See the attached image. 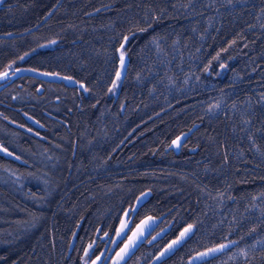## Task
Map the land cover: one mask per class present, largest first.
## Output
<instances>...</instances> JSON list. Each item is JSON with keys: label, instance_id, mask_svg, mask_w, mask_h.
Listing matches in <instances>:
<instances>
[{"label": "trees", "instance_id": "trees-1", "mask_svg": "<svg viewBox=\"0 0 264 264\" xmlns=\"http://www.w3.org/2000/svg\"><path fill=\"white\" fill-rule=\"evenodd\" d=\"M0 33L84 83L0 88V264H82L138 199L165 230L124 264L189 225L156 264H264V0H1Z\"/></svg>", "mask_w": 264, "mask_h": 264}, {"label": "water", "instance_id": "water-1", "mask_svg": "<svg viewBox=\"0 0 264 264\" xmlns=\"http://www.w3.org/2000/svg\"><path fill=\"white\" fill-rule=\"evenodd\" d=\"M1 1V0H0ZM46 17V16H45ZM0 35H12V33H0ZM122 48H121V45H119V47L117 48V56H118V61H117V69H116V73H115V77H117V73H121V76L120 78L123 77L124 73H125V69H126V65H127V62H128V56H127V53L124 52V64H123V67L121 66V60H120V55H121V52H122ZM10 70H13V72H9ZM5 73L7 75H5ZM21 74H32V75H35V76H38V77H41V78H44V79H51V80H63L65 83L67 84H76L79 88H84V83L82 81H77L75 80L72 76L70 75H63V74H60V73H56V72H50V71H45V70H40V69H36V68H33V67H27V66H18V67H14V68H7V69H4L2 71H0V80H3L4 78L6 77H10V79L18 76V75H21ZM8 80V81H9ZM5 82L1 83L0 84V87L2 85H4ZM83 86V87H82ZM0 150L4 153H9L11 154L6 148H4L2 145H0ZM12 155V154H11ZM139 201L140 199L136 200L135 201V205L133 206V209L132 211H135L136 207L138 206L139 204ZM130 208H126L119 220V223L116 227V230L114 232V236H113V240H112V244L109 248V252L107 255L110 254V251L112 250V248L114 247V244L115 242L117 241L118 239V235L117 233L120 232L121 230V227H122V224L126 221V218H127V214L129 212ZM160 219V216L156 217V218H152L151 219V222H150V228H146L145 229V234L137 241L136 243V246L130 251V254L120 262V264H122L131 254L132 252L137 248V246L139 245V243L141 241L144 240L145 236L150 232V230L155 226V224L157 223V221ZM139 228V227H138ZM138 228L135 229V230H132L131 234L126 238V240L116 249V251L114 252V254L112 255L111 257V264H115V261L118 259V254L121 252V249H123L127 244H129V241L130 239L133 237V234L138 232ZM182 232H184V230H182ZM181 232V233H182ZM180 233V234H181ZM179 234V236H180ZM173 241H175L174 239L170 240L166 245H164L154 256L153 258L150 260L149 264L155 262V261H158L159 259H161V253H164L166 249H168L169 245H171L173 243ZM103 251L102 250L95 258L94 260L90 263V264H98V261H99V257L103 254ZM168 254V253H167ZM166 254V255H167ZM165 256V255H164ZM163 256V257H164ZM159 258V259H158ZM137 264H140V262H138Z\"/></svg>", "mask_w": 264, "mask_h": 264}, {"label": "snow or ice", "instance_id": "snow-or-ice-1", "mask_svg": "<svg viewBox=\"0 0 264 264\" xmlns=\"http://www.w3.org/2000/svg\"><path fill=\"white\" fill-rule=\"evenodd\" d=\"M143 30L144 29H141V31H143ZM125 40H127V38H125ZM121 48L122 49L124 48L123 44L121 45ZM124 54H125L124 51H122L121 55H120L122 67L124 64ZM5 75H7V74L5 73ZM116 75H117V80H119L121 73L118 72ZM113 86L115 87L116 85L114 84ZM151 219L152 218H149L148 221L142 222L143 226L139 227L138 232L133 234V237L130 239L129 244H127L123 249H121V252L118 254V259L115 261V264H120V262L122 260H124L130 254V251L136 246L137 241L145 234V229L150 228ZM127 227H128V223H127V221H125L122 224L121 230H120V232L117 233V235L118 236L123 235L125 233V230L127 229ZM192 227H193L192 225H189L188 228H186L184 230V232H182L180 234V236L177 238V240L173 241V243L171 245H169L168 249H166L164 253H161V257L166 255L168 252L172 251V249L175 245L182 243L183 240L187 237V235L192 231ZM153 239H155V237ZM225 247H227V245H221L219 248L210 249L209 251L210 252L222 251ZM208 254L209 253H201L200 256L203 257V256H207ZM85 255H88V253H85Z\"/></svg>", "mask_w": 264, "mask_h": 264}, {"label": "flooded vegetation", "instance_id": "flooded-vegetation-1", "mask_svg": "<svg viewBox=\"0 0 264 264\" xmlns=\"http://www.w3.org/2000/svg\"><path fill=\"white\" fill-rule=\"evenodd\" d=\"M43 45H44V43H43ZM23 56V55H22ZM23 58V57H22ZM27 66V65H24L23 63H20V64H14V63H10L9 62V64L7 65V66H5L4 68H2L3 70L4 69H7V68H14V67H16V66ZM29 67H31V66H29ZM10 73L11 72H13V70H10L9 71ZM17 78V76L16 77H14L13 79H10L9 80V78L7 77V80H9V81H7L6 83H5V85L4 86H6V85H8V84H10V83H12L13 81H14V79H16ZM3 86V87H4ZM21 114H23V112H21ZM24 116V115H23ZM28 120H32V119H30L29 117H26ZM32 122H33V120H32ZM154 231H156V229H154ZM153 231V232H154ZM151 235V234H150ZM150 235H148L145 239H144V241L143 242H146V240L149 238V237H151ZM157 237H155V239H156ZM109 239V238H108ZM155 239H153L152 241H154ZM124 240V237L122 238V239H119L118 241H117V243H115V245H114V247H113V250L111 251V253L109 254V255H107L108 254V248L105 250V252L99 257V260L100 261H98V264H111V257H112V254H113V252L115 251V249L121 244V242ZM108 241H111L110 239L108 240ZM108 241L106 242V243H104V244H107L108 243ZM151 241V242H152ZM151 242H149V243H151ZM146 243H148V242H146ZM104 246V245H103ZM88 253V255H86V257H85V259L83 260V262L84 261H86V264H90L91 262H89L88 263V258L91 256H93V255H96V254H93V255H91V251H89V252H87ZM132 256V255H131ZM87 258V259H86ZM130 258V257H129ZM151 259V258H150ZM149 259V260H150ZM128 260V259H127ZM126 260V261H127ZM148 260V261H149ZM125 261V262H126ZM138 261H141V263L140 264H149L148 263V261L147 262H144L142 259H140V260H138ZM100 262V263H99ZM124 262V263H125ZM157 262H159V261H157ZM157 262H155V263H151V264H156ZM123 263V264H124ZM136 263V262H135Z\"/></svg>", "mask_w": 264, "mask_h": 264}, {"label": "rangeland", "instance_id": "rangeland-1", "mask_svg": "<svg viewBox=\"0 0 264 264\" xmlns=\"http://www.w3.org/2000/svg\"><path fill=\"white\" fill-rule=\"evenodd\" d=\"M127 217H128V214H127ZM149 218H150V217H147V218L141 219L140 222L137 223L136 225H134L129 231H127V230H128V227H127V229L125 230V233H124L123 235H120L119 238H122V236H123V237H124V236H127V237H128V236L131 234L132 230H135V229H137L138 227L143 226V225H142V222H144V221H148ZM129 220H130V218L127 220V223H128ZM178 237H179V236H178ZM178 237L174 238V240H177ZM110 238H113V235H110L109 239H110ZM109 239H107V241H108ZM107 241H106V242H107ZM72 243H73V234H72V238H71V240H70V242H69L68 250L71 248ZM110 244H111V241H108V243H107L106 246H105V250L109 247ZM92 247H93V246H92ZM92 247H88V245H87V246L85 247V249H84V252H85V251H86V252L91 251ZM87 248H88V249H87ZM86 249H87V250H86ZM104 252H105V251H104ZM104 252H103V253H104ZM96 256H97V255H93L92 257L90 256V257L88 258V263H89V262H92ZM86 259H87V258H86ZM100 260H101V259H100ZM100 260H99V261H100ZM85 264H86V263H85Z\"/></svg>", "mask_w": 264, "mask_h": 264}]
</instances>
